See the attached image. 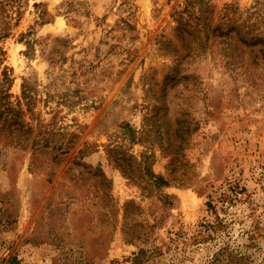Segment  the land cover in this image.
I'll list each match as a JSON object with an SVG mask.
<instances>
[{"label":"rangeland","instance_id":"374dc122","mask_svg":"<svg viewBox=\"0 0 264 264\" xmlns=\"http://www.w3.org/2000/svg\"><path fill=\"white\" fill-rule=\"evenodd\" d=\"M234 20L262 27L264 0H0V264L251 239L264 264V67L211 34Z\"/></svg>","mask_w":264,"mask_h":264},{"label":"trees","instance_id":"16d2710c","mask_svg":"<svg viewBox=\"0 0 264 264\" xmlns=\"http://www.w3.org/2000/svg\"><path fill=\"white\" fill-rule=\"evenodd\" d=\"M255 20L258 22L257 18ZM261 24H263L262 27L261 25L258 27L259 23L247 26L246 23H241L240 20H234L225 28L223 26L213 28L211 34L213 37L222 40V44L226 47L227 52L225 54L228 58L232 57L234 52L236 54H243L248 51L249 54L254 56L255 60L259 59L261 61L260 64L254 62L255 67L258 68L261 65L264 67V23L261 22ZM216 199L218 202H226L224 194H221V197ZM213 202V198L211 197L207 205L216 215V206ZM216 217L217 221H219V217ZM203 228L208 233V237H211L214 233L213 225H205ZM250 241V244L247 246L244 245L236 248L231 247L229 244H223L219 252L215 255L212 264H252L253 256L249 253V248L253 247L251 244L252 239Z\"/></svg>","mask_w":264,"mask_h":264}]
</instances>
